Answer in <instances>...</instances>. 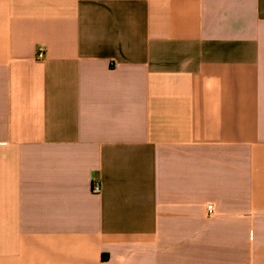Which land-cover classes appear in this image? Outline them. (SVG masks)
Returning a JSON list of instances; mask_svg holds the SVG:
<instances>
[{"label":"crops","instance_id":"obj_1","mask_svg":"<svg viewBox=\"0 0 264 264\" xmlns=\"http://www.w3.org/2000/svg\"><path fill=\"white\" fill-rule=\"evenodd\" d=\"M0 264H264V0H0Z\"/></svg>","mask_w":264,"mask_h":264},{"label":"built area","instance_id":"obj_2","mask_svg":"<svg viewBox=\"0 0 264 264\" xmlns=\"http://www.w3.org/2000/svg\"><path fill=\"white\" fill-rule=\"evenodd\" d=\"M44 56H45L44 48H39L38 57L39 58H44ZM101 189H102L101 184H99L98 182H94L93 183L92 190H93L94 193H99L101 191ZM208 210H209L210 214H212L214 212L213 204H209L208 205Z\"/></svg>","mask_w":264,"mask_h":264}]
</instances>
